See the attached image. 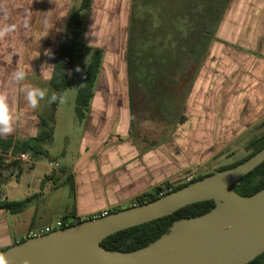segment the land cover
I'll return each instance as SVG.
<instances>
[{
	"label": "crops",
	"instance_id": "0c3cea01",
	"mask_svg": "<svg viewBox=\"0 0 264 264\" xmlns=\"http://www.w3.org/2000/svg\"><path fill=\"white\" fill-rule=\"evenodd\" d=\"M133 1L93 0L85 10L82 44L89 48L81 55L98 49L103 58L89 109L82 120L76 115L83 126L77 153L63 150L59 159L52 142L47 170L36 184L27 182L26 190L19 189L25 173L41 159L31 161L29 169L21 164L18 175L5 159L11 172L0 183V201L32 200L21 212L0 209V248L57 221L80 222L106 209L136 205L137 197L184 170L235 163L264 134V0H229L176 120L165 131L152 132L131 122L127 44ZM80 3L0 0V27H14L0 38V93L8 95L16 118L15 131L1 139L35 137L42 117L53 120L55 128L57 102H48L51 79L70 14ZM16 69L27 73L26 83L47 91L36 109L13 82ZM46 175L52 177L43 182Z\"/></svg>",
	"mask_w": 264,
	"mask_h": 264
},
{
	"label": "trees",
	"instance_id": "16d2710c",
	"mask_svg": "<svg viewBox=\"0 0 264 264\" xmlns=\"http://www.w3.org/2000/svg\"><path fill=\"white\" fill-rule=\"evenodd\" d=\"M92 2L93 0H81L80 6L75 7L70 14L51 79V86L57 93L58 99L70 88L71 71L75 68L77 57L81 56V49L89 48L82 44L83 18L85 10L91 7ZM228 2L229 0L133 1L127 44L133 126L145 121L168 125L176 120ZM143 7L146 9L140 11ZM152 9L159 12L154 14ZM102 58L103 52L95 49L85 71V83L78 90L75 111L80 120L85 117L89 109ZM54 132L53 120L49 121L42 117L39 132L35 137L17 139L15 142L0 138V183L3 178L2 167L6 159L4 154L9 151L13 155L30 152L32 161L48 158L50 156L48 146L53 142ZM263 147L264 134L248 145L252 151L243 159L221 166L215 171L197 175L189 182L159 185L153 191L137 197L136 205L157 199L162 196L159 193L165 189L170 188L164 193L167 194L218 170L236 166ZM12 162V171L18 172L17 175L20 174L21 162L18 160ZM51 177L52 175H46L43 182ZM233 188L241 195H251L264 188V162L234 184ZM31 200L32 196L21 200H3L0 201V209L12 213L21 212ZM214 206V200L187 205L170 215L114 233L104 239L102 245L108 249L122 251L145 247L169 232L175 221L206 213ZM4 249L6 248H0V252ZM247 264H264V252Z\"/></svg>",
	"mask_w": 264,
	"mask_h": 264
},
{
	"label": "water",
	"instance_id": "95a60500",
	"mask_svg": "<svg viewBox=\"0 0 264 264\" xmlns=\"http://www.w3.org/2000/svg\"><path fill=\"white\" fill-rule=\"evenodd\" d=\"M263 162L264 147L236 166L155 200L27 238L1 252L12 264H247L264 252V188L241 195L233 185ZM205 200L215 206L175 221L145 247L122 251L102 245L114 233Z\"/></svg>",
	"mask_w": 264,
	"mask_h": 264
},
{
	"label": "rangeland",
	"instance_id": "374dc122",
	"mask_svg": "<svg viewBox=\"0 0 264 264\" xmlns=\"http://www.w3.org/2000/svg\"><path fill=\"white\" fill-rule=\"evenodd\" d=\"M146 9L143 7L140 9V11H144ZM153 13L157 14L159 12L158 10L155 11L154 9ZM87 15V14H86ZM90 52H85L80 57H77L76 59V65L75 68L71 71L70 75V88L65 91L63 94L64 102L61 103L58 99L57 105H56V111L54 113V119H55V134L53 139V147L52 153L55 154V156L59 159L63 158L62 151L68 150L69 155L72 153H77L78 145H79V135L82 132V125H80V122L78 121V118L76 117L75 112V105H76V98L78 95L79 88L84 85L85 83V71L87 68V65L89 63L90 58ZM169 127V124L164 123H157L153 121H145L139 125H137V130H144L146 132L154 131V129H167ZM31 162V161H30ZM29 161H21V164L24 166L25 169L32 168L30 166ZM6 164V161L3 163L2 167V175L3 177H9L10 176V170L4 168ZM13 164V162H11ZM45 164H48V158H43L40 160V164H38L34 171H29L28 173H25L24 181L21 185V190H26L27 182H30V184H36L38 181V178L43 176L44 172L47 170L45 167ZM221 164L218 162H214L210 165L203 166V168H190L188 170H184L179 174V177L175 180H171L170 183L178 184L181 182H184L185 177L189 175H201L208 172L213 171L214 169L220 167ZM16 179L12 178L10 186H14L15 190V184ZM56 189H54L55 191ZM54 198V197H53ZM63 218V217H62ZM67 222H71V219H66Z\"/></svg>",
	"mask_w": 264,
	"mask_h": 264
},
{
	"label": "clouds",
	"instance_id": "9594fccd",
	"mask_svg": "<svg viewBox=\"0 0 264 264\" xmlns=\"http://www.w3.org/2000/svg\"><path fill=\"white\" fill-rule=\"evenodd\" d=\"M13 30V26L0 27V38L10 34ZM26 76L27 73L20 69L14 70L11 74L13 82L20 86V91L24 93L28 106L32 109H36L39 106L40 101L44 100L48 93L44 89L26 83ZM57 100L58 95L53 91L50 97H48V102L51 104L55 103ZM59 100L61 103L64 102L62 95L59 97ZM15 119L16 118L9 105L8 95L0 93V138H6L15 131ZM0 264H12L11 258L4 252H0ZM24 264H29V261L25 260Z\"/></svg>",
	"mask_w": 264,
	"mask_h": 264
},
{
	"label": "built area",
	"instance_id": "2783aa9c",
	"mask_svg": "<svg viewBox=\"0 0 264 264\" xmlns=\"http://www.w3.org/2000/svg\"><path fill=\"white\" fill-rule=\"evenodd\" d=\"M6 159L8 162H12L13 160H18V161H32V158H31V154L30 152H20L16 155H13L12 153H9V154H6ZM49 166H51V168H57L59 167V164L58 163H53V162H50L49 163ZM196 176L193 174V175H189L187 177H185V180L184 182H189V181H192ZM169 189H165L163 191H161L159 194L160 195H163L164 193H166ZM110 212L109 209H106L100 213H95L92 215L91 218L93 217H98V216H103V215H106ZM79 221H71V222H63V221H57L54 225H49V226H46L44 227L40 233H37V232H31L29 235H28V238L30 237H34V236H38V235H43L45 233H49L55 229H59V228H63V227H66V226H69L70 224H75V223H78Z\"/></svg>",
	"mask_w": 264,
	"mask_h": 264
}]
</instances>
